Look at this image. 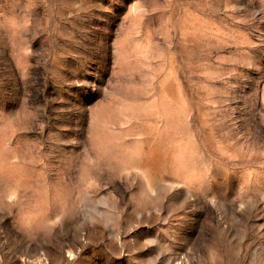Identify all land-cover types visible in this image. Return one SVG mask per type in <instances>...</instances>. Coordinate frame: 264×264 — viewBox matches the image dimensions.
Here are the masks:
<instances>
[{
	"label": "rangeland",
	"instance_id": "1",
	"mask_svg": "<svg viewBox=\"0 0 264 264\" xmlns=\"http://www.w3.org/2000/svg\"><path fill=\"white\" fill-rule=\"evenodd\" d=\"M0 264H264V0H0Z\"/></svg>",
	"mask_w": 264,
	"mask_h": 264
}]
</instances>
